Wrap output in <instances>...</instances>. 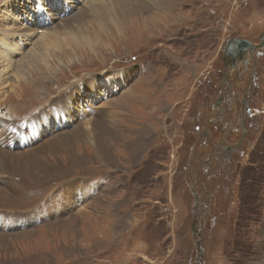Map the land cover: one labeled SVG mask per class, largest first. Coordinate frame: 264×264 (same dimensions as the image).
I'll use <instances>...</instances> for the list:
<instances>
[{
  "label": "rangeland",
  "instance_id": "rangeland-1",
  "mask_svg": "<svg viewBox=\"0 0 264 264\" xmlns=\"http://www.w3.org/2000/svg\"><path fill=\"white\" fill-rule=\"evenodd\" d=\"M5 1L0 0V23L9 15L19 18L18 25L25 15L35 23L30 17L36 7L45 14L49 6L44 0H8L6 6ZM60 1L56 4H67V16L78 7L88 13L71 28L61 27L67 31L57 38L40 41L38 27L29 25L36 27L35 38L20 44L19 52V35L0 32L5 40L0 49L7 51L9 42L16 48L0 86V112L24 121L22 127V122L14 124L20 129L13 141L22 138L7 144L8 151L36 149L35 137L23 138L30 131L43 143L81 126L71 148L79 159L70 163L67 148L59 154L46 149V164L68 166L49 180L42 170L34 177L13 172L10 165L0 171V220L18 216L28 223L7 231L11 249L0 245V264H197L196 236L204 249L203 264H264V49L255 60L229 71L240 91L252 93L250 100L245 98L252 117L247 118L251 125L244 152L234 154L214 175L204 168L201 178L190 172L200 151L194 146L206 143L205 132L213 130L216 116L209 103L217 91L207 83L224 79L218 70H225L228 39L260 41L264 0H152L155 4L141 11L147 29L136 28L135 14L123 19L124 33L101 37L102 44L93 47L83 45L89 36L82 32L97 31L96 16L116 11L120 1ZM159 1L167 7L154 8ZM13 3L19 10L12 9ZM54 17L41 31L56 27ZM114 62L115 69L127 68L126 75L134 78L122 86L115 79L109 91L105 79L110 72L105 79L98 77ZM88 74H98V80L87 85L104 82L99 99L79 98L73 107L78 119L71 122L62 111L63 93ZM77 83L87 93L83 81ZM105 119L110 127L117 125L120 139L109 140L112 151L100 158L94 144L97 132L93 135L86 127ZM4 124L1 120L0 128ZM39 149L34 151L41 153ZM195 219L201 227L193 225Z\"/></svg>",
  "mask_w": 264,
  "mask_h": 264
},
{
  "label": "bare ground",
  "instance_id": "bare-ground-1",
  "mask_svg": "<svg viewBox=\"0 0 264 264\" xmlns=\"http://www.w3.org/2000/svg\"><path fill=\"white\" fill-rule=\"evenodd\" d=\"M7 1L8 0H6L4 2L5 6L7 5ZM37 1H40V0H36V2ZM44 1H46L49 4V6L48 5L45 6L48 11L46 10V13L43 14V13H41L42 11H40L39 6H37L35 11L33 12V14H34L33 16H35L36 18L33 17L34 18V20H33V18L30 17V21H35V19L38 20L35 23L34 22H28L26 15L23 18L24 21L22 23H20V25H18V22H16V21H20L19 18H17L14 21L13 20L14 17H12L11 15H9V18L3 17V19L0 23L1 26L5 25L6 23H11L10 25H13V26L8 27V25H7L4 28H0V32L5 31L6 34H8V35H10V34L11 35H13V34L19 35L16 37V40H18V43H19V46H18L19 49L17 51L20 52V50L22 49L21 45L23 46L25 44H29L33 40V38H35L34 34L36 33V30H35L36 27L32 29V28H29V25L35 24L38 27V32L42 33V35L39 37L40 41H43L44 39L50 40L51 38H57L59 35H62V33L64 31L65 32L67 31V29L60 30L61 27H64V26L70 27V25L74 24L76 21H81L85 17V15L88 13V12H86L85 9L78 7L74 13H72V14L69 13V15L67 16V14L65 15V13H64L65 10L67 9L66 8L67 4L64 3V1L61 0L62 3H60V4H56L59 0H44ZM67 1H70L76 5L75 0H66L65 2H67ZM100 1L110 2L111 0H100ZM119 1H120V7H117L116 11H104L100 15V17L96 16V18L99 19V21H100V25L97 26V28H96L97 31L91 32V30L88 29L90 31L89 33L88 32H82L83 34H85V35L87 34V36H89V37L85 38L83 45H87V46L90 45L92 47L95 45L99 46L100 44H102V42L99 40L101 37H108L109 34L110 35L115 34V35L119 36L120 33H124L123 19L126 17H132L135 14H137V17H135L136 18V24H137L136 28L140 26L141 29L142 28L147 29V24L145 23L144 19L142 20L141 11H143L146 6L150 7V6H153L155 3L151 4L153 2L152 0H146L145 3L143 2V0H119ZM53 3L56 4L57 8L52 6ZM74 4L68 5V8L70 6L73 7ZM13 5L14 6H12V9L19 10V7L17 8V4L13 3ZM165 6H166L165 1H159L158 3H156V6H154V8L156 7L157 9H164L167 7V6L166 7ZM98 7H99V5H98ZM57 13H58V16H57ZM53 14L55 16L54 19L57 18V21H58V24L56 25V27L50 31H46V32L41 31L42 28H44L45 26L52 24ZM116 15H119V16H116ZM19 17H21V16H19ZM14 25H17V26H14ZM78 26H81V25L78 24ZM6 27H8V28H6ZM39 29H40V31H39ZM69 30H71V29H69ZM70 32H72V30L68 31V33H70ZM68 33H66V34H68ZM92 33H94V34H92ZM92 35H94L95 37H91ZM1 38L2 37H0V41H5ZM1 45H2V43H1ZM1 45H0V47H1ZM13 45H15V44H13ZM13 45L11 46L10 42H9V46L7 47V51L5 49L4 50L0 49V86L3 84L2 79H3L4 75L7 74V70L10 67H12V65H13L12 59H11V54L16 49ZM62 52L67 54L66 48L62 49ZM253 52L249 51V53H253ZM48 55L49 54L47 52V55L43 56V57L45 58ZM170 55L173 57V53ZM45 62H47V60ZM171 62L175 63L173 61V59L171 60ZM115 65H116L115 62L110 64L109 68L105 71L104 75H100L98 77L99 80H102V78H104L106 73L110 72V75H112V76L107 75L106 79L104 78L106 80L105 82L108 83V85L110 86L109 91H112V89H113L112 87H113V83L115 82V79L120 78L122 80L120 83V86H122L125 81L134 78V76H132V75H126V69L127 68L115 69ZM47 67H48V65H47ZM40 70H43L42 67H40ZM146 72H147V68L144 72H142L140 74L139 77H141ZM97 76H98V74H88V75L84 76L82 79L81 78L77 79L73 85V88L69 89L68 93H66V91H64V93H63L64 94L63 95L64 96V100H63L64 101V107H63L62 111L67 116V119H70L71 122L78 119V116L73 115V107L79 98H84V96L88 95V96H91L92 98H95V100L99 99V97H96V96L98 94L100 87L103 86L104 82L99 81V82L95 83L94 85H92V84L87 85L88 80H91V79L98 80ZM138 78H137V80H138ZM80 80H82L85 87L87 86V88H88L87 93H85V94L81 91L80 83L79 84L77 83ZM57 97L58 96H55V98L51 101V104L55 101V99ZM51 110H52V108L47 110L46 112H50ZM1 113L2 112H0V121L4 120L8 124L3 125L5 128H3V129L0 128V171H2V172L5 171L7 166L10 165L11 168L13 169V172L19 171V172H22L24 174L28 173V174H31L32 177H34V175L36 174L37 171L42 170V173L44 175L46 174L45 179L49 180L51 178H54V176L62 174L63 172L68 170L67 169L68 166H65L63 163H60L57 165L46 164V162L43 160V157H42V155H44L43 152H46V149L47 150L51 149L50 151H52L54 154H59V152H64L63 148H67L69 150V152H68V150L66 151L70 157L69 162L70 163H72V162L78 163L79 157L74 155V152H73V150L71 151V148H72V145L75 144L74 143V140H75L74 135L80 134L81 126H78L76 128V130L73 131V133H70L68 131L63 132V133L56 135L55 138L49 139L46 142L43 141V143H41L42 139L40 137H38L36 134H34L33 131H30L23 138H26L28 140L30 138V140H32V137H35L38 145H37L36 149H34V150H37L38 148H40L37 152L41 151V153L40 152L36 153V151H34L33 149H28V150L26 149V150L22 151L23 153H19V152L18 153H16V152L12 153V152L7 150L6 145L9 143L10 144L12 143V141L14 140L12 138H16L15 133H17L20 129L18 126L20 125V127H22L24 121L21 118H19L20 119L19 121H16L15 118H13L7 114H1ZM40 114L37 117H39ZM37 117H35V118H37ZM35 121H36V119H35ZM16 122H22V124H19L17 127H14V124ZM30 124H29V126H30ZM64 126H65V124H63L62 127H64ZM87 126L88 127H86V128L88 131H89V129H92L93 135L97 132L96 140L94 141V144L96 145V153H97L98 157L101 158V156L109 155L110 151H112V147L110 146L108 141L109 140L115 141L117 139H120V133L117 129V125L113 124V126L110 127L108 125L107 120L105 119V120L99 121V122H91ZM59 128H60V126H57V129H59ZM58 131L59 130H57L55 132H58ZM21 138H18V139H21ZM18 139L16 141H13V143H16V144L19 143ZM135 143H138V142L136 141ZM21 145L24 147L23 141H21ZM36 184H38V183H36ZM23 219L24 218L20 219L18 216H15V218L12 217L11 219L6 218V217H2V219L0 220V229H1L0 230V243H1L0 245L5 246L6 250L11 249L9 240L7 241V236H8V234H6L7 231H9L10 233H13V229H14L13 226H15V227L16 226L26 227V225L28 223L22 221ZM203 257H204V255L202 252V258Z\"/></svg>",
  "mask_w": 264,
  "mask_h": 264
},
{
  "label": "flooded vegetation",
  "instance_id": "flooded-vegetation-1",
  "mask_svg": "<svg viewBox=\"0 0 264 264\" xmlns=\"http://www.w3.org/2000/svg\"><path fill=\"white\" fill-rule=\"evenodd\" d=\"M227 41L228 43H226V47L223 51L225 70H218L219 73H224V79L220 84L224 83L225 86L218 84L216 80L209 81L207 83L209 88L213 87L214 91H217L216 96H213L214 99L209 103V106L213 107V114L218 116V118L216 119V116H214L215 119L213 120L214 123L212 125L213 132L211 130L206 131L207 133L205 132V136L207 138V140H205L206 143L204 145H201L200 143V146H194V149L199 150L200 148V151L204 150V153L197 151L198 153L195 156L196 167H191L190 169L191 173H195V176L200 178V172L202 174V168H204L205 173L209 172V174L214 175L220 166H224V164L230 161V158L234 154L239 153L242 150L241 147L249 132L248 126L251 125L247 118L252 117V105L250 104V101H246L245 98L250 100L252 93L250 94L248 92L249 90L247 91L246 89L240 91L238 86H236L238 81H233V78L229 76V71L231 68L234 69L240 64H248L250 62L249 59L255 60L257 55L262 54L261 51L264 48L255 49L253 54H251L248 50L240 51L234 43H229L230 39ZM255 44L259 45L260 41ZM240 73L241 72H239L238 76L241 80L243 73L242 75H240ZM252 76L253 77H251L250 84L253 86L255 85L254 71ZM208 138L210 139L209 142ZM212 195L210 194V196ZM207 202L208 197L206 198L204 204ZM211 203L209 205H204V208L206 209L209 207ZM205 218L206 215L202 217V219ZM199 224V221L196 219L193 220V225L196 228L202 226H199ZM195 232L201 237V232L199 230H196ZM196 240H199V237L196 236Z\"/></svg>",
  "mask_w": 264,
  "mask_h": 264
},
{
  "label": "water",
  "instance_id": "water-1",
  "mask_svg": "<svg viewBox=\"0 0 264 264\" xmlns=\"http://www.w3.org/2000/svg\"><path fill=\"white\" fill-rule=\"evenodd\" d=\"M229 43H234L240 51H247L248 50V51L253 52L255 49L264 48V32L260 37V44L259 45H256L255 43H253L250 40H247L245 38H233V39H230ZM251 54H253V53H251ZM197 244H199V248H198L199 259H202L203 249H201L200 240H197ZM200 264H202V263H200Z\"/></svg>",
  "mask_w": 264,
  "mask_h": 264
}]
</instances>
